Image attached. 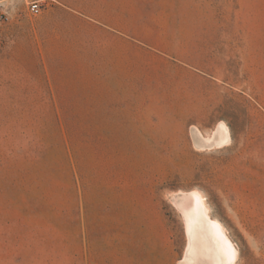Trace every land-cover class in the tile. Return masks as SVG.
I'll return each mask as SVG.
<instances>
[{
	"label": "rangeland",
	"instance_id": "rangeland-1",
	"mask_svg": "<svg viewBox=\"0 0 264 264\" xmlns=\"http://www.w3.org/2000/svg\"><path fill=\"white\" fill-rule=\"evenodd\" d=\"M78 1L0 0V264H181L193 191L264 264V0Z\"/></svg>",
	"mask_w": 264,
	"mask_h": 264
},
{
	"label": "bare ground",
	"instance_id": "bare-ground-1",
	"mask_svg": "<svg viewBox=\"0 0 264 264\" xmlns=\"http://www.w3.org/2000/svg\"><path fill=\"white\" fill-rule=\"evenodd\" d=\"M202 148H223L229 145V128L222 124L213 137L196 135ZM187 224L188 248L181 264H237L239 252L223 224L213 217L206 197L190 192L178 203Z\"/></svg>",
	"mask_w": 264,
	"mask_h": 264
},
{
	"label": "crops",
	"instance_id": "crops-1",
	"mask_svg": "<svg viewBox=\"0 0 264 264\" xmlns=\"http://www.w3.org/2000/svg\"><path fill=\"white\" fill-rule=\"evenodd\" d=\"M45 2H48V0H44ZM55 2H59L62 6L70 9H80L83 7V5L78 1V2H73L72 1H64V0H52ZM109 2V7L107 8L108 10H105L103 12L104 16L108 18L106 22H100L102 26H104L108 32L111 33V35L114 38H117V44L119 45L118 42L120 40L122 41V45L124 46L125 44V38H126V20H125V8H124V1L125 0H105ZM120 1L123 3V8L122 11L120 12L119 6H120ZM106 5H104L103 8H105ZM111 8V9H110ZM87 18L95 21L93 17H91L88 13L85 14ZM121 17V19H120ZM99 23V22H98Z\"/></svg>",
	"mask_w": 264,
	"mask_h": 264
},
{
	"label": "built area",
	"instance_id": "built-area-1",
	"mask_svg": "<svg viewBox=\"0 0 264 264\" xmlns=\"http://www.w3.org/2000/svg\"><path fill=\"white\" fill-rule=\"evenodd\" d=\"M27 2L29 10L33 15L40 14L46 5V2L44 0H27Z\"/></svg>",
	"mask_w": 264,
	"mask_h": 264
}]
</instances>
